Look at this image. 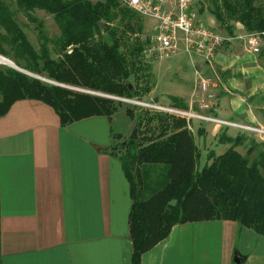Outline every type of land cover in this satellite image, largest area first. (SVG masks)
I'll return each mask as SVG.
<instances>
[{"label": "crops", "instance_id": "1", "mask_svg": "<svg viewBox=\"0 0 264 264\" xmlns=\"http://www.w3.org/2000/svg\"><path fill=\"white\" fill-rule=\"evenodd\" d=\"M149 21L150 35L155 21ZM262 53L237 42L220 47L209 64L187 53L197 85L181 98L185 110L264 128ZM205 75L203 108L196 90ZM144 99L170 107L169 97L160 103L154 87ZM113 118L94 115L62 127L50 105L29 98L14 101L0 116V264H131V198L119 156L109 150L119 133ZM190 124L203 164L210 152L219 155L230 146L218 142L219 134L248 135L198 118ZM246 147L243 142L235 149L244 153ZM234 258L264 264V236L215 219L173 225L141 264H237Z\"/></svg>", "mask_w": 264, "mask_h": 264}, {"label": "trees", "instance_id": "2", "mask_svg": "<svg viewBox=\"0 0 264 264\" xmlns=\"http://www.w3.org/2000/svg\"><path fill=\"white\" fill-rule=\"evenodd\" d=\"M16 2L25 9L33 6L47 9L55 15L61 27L63 52L59 60H53L44 45L39 52L33 49L26 34L0 0V28L5 34L0 33V43L7 40L19 56L27 53L32 58L41 59V70L47 73L48 78L60 84L125 98L138 94L144 98L153 88L151 83L138 93L128 81L133 68L148 71L149 66H144L137 59L129 67L120 51L121 44L114 27L106 31L109 43L90 42L94 32L101 35L99 21H112L114 16L110 9L116 5V0L94 4L86 0ZM223 3L231 14L237 12L227 0H223ZM245 6V11L238 12V21L247 31H264V16L256 12L252 0H245ZM214 17L222 20L218 10L214 11ZM135 28L139 34L141 24H136ZM142 45L140 41L137 43V53H140ZM0 94V116L16 100L38 99L54 109L62 127L94 115L110 119L117 109L110 98L47 85L15 70L0 71ZM170 100L173 107H187L179 97L170 96ZM159 114L155 115L154 125L151 124L152 117L145 122L138 118L136 127L143 125L142 134L120 142L123 152L119 159L131 198L128 213L132 245L130 263L141 264L142 255L165 238L175 224L233 220L264 236V142L253 140L244 132L234 137L219 134L218 142L230 146L219 155L210 152L207 162L198 168L199 151L187 120L176 114ZM126 115L134 118L130 109H126ZM120 137L119 133L112 135L113 139ZM246 141L250 142L244 153L235 149ZM253 152L254 156L250 157ZM147 166H162L165 180L159 187L150 188L142 194L145 182L139 177V168Z\"/></svg>", "mask_w": 264, "mask_h": 264}, {"label": "rangeland", "instance_id": "3", "mask_svg": "<svg viewBox=\"0 0 264 264\" xmlns=\"http://www.w3.org/2000/svg\"><path fill=\"white\" fill-rule=\"evenodd\" d=\"M1 1L8 8L12 18L15 20L18 26L26 34L29 43L36 52H39L44 45L51 59L59 60L61 58L63 52L62 45L60 43L62 39V32L61 27L57 22L58 20L55 18V15L52 12L38 6L25 9V7L18 5L16 0ZM66 1L67 0H62V2ZM86 1L94 4L96 2H103L104 0ZM227 1L231 5V8H235L237 11L236 13L231 14L230 11L224 6L223 0H197L194 5L202 21L214 28L219 34L227 38L225 39L222 47H226L232 42L243 43L244 36L250 32L245 29V26L240 21H238L237 18L238 12L245 11L247 8L245 6V0ZM252 6L256 12L264 16V0H252ZM110 10L112 16H114L112 21H99L98 26L102 31L101 35H97L94 32L90 42L95 43L99 41L109 43L106 31L109 28L114 27L115 32L120 40V51L126 57L129 67H131V62L137 59H140L144 66H149L148 71H144L140 68H133L131 70V75L129 76L128 81L135 86V88L138 90V93H141L145 86H148L152 83L154 85L153 87L156 91V95H159L160 103H168L165 102V99H168V97L170 99V96L186 99V97L191 94V89H193L194 85L196 86L197 83H195L194 80V67H192V64L190 63V61L193 60V57L189 56L183 50L182 42L180 41L174 54L169 57L161 59L157 58L156 56H152L147 59H143L141 55L142 49L150 43L148 34L150 29L148 27L151 21H149L148 18H143L133 13L123 5L122 0H116V5ZM215 10H218L221 13V21L215 19ZM138 23L141 24V32L139 34L135 32V27ZM0 33L5 35L2 28H0ZM4 38H6V36H4ZM262 38H264V36H262ZM139 41L143 45L140 53H137L135 48H137V43ZM0 47L2 51L0 52V55L11 60L19 68L16 69L15 67H12L8 64L0 63V71L5 73L8 70H15L21 74H24L29 79H37L44 84L54 85L53 83L55 81L48 78L47 73L41 70L43 64L41 59L32 58L31 55L27 53H24L23 56H19V53L17 54L15 48L7 40L1 41ZM262 51H264V49H262ZM194 55L196 54H193V56ZM259 57H264V53L260 54ZM25 66H28V68ZM23 70L26 71V73ZM204 77H206V75ZM60 85L74 92L91 91L95 94H101L99 96L110 98L116 103L117 109L113 113L114 118L112 124L113 130L119 132L121 137L113 139L112 144L109 147L110 152L114 155L119 156L120 153L123 152L122 147L120 146L121 141L127 140L132 134H134L135 137L142 134L143 125L139 128L136 127L138 118H142L145 122L148 120V118L152 117L151 124L154 125L156 121L155 115H160L158 111L149 109L148 107H145L143 104L139 103L153 101L151 99L146 100L142 98L140 96L141 94H138L139 96L125 98L109 95L101 91H94L66 84ZM196 94L201 96V91L196 90ZM169 104L170 107H173L171 100ZM126 109H130L132 111L134 116L133 119L126 115ZM191 119L192 118L187 120L189 121V124ZM190 129L191 124L189 130ZM245 132L248 134L249 138L257 142H264V135H259L248 131ZM249 142L246 141V146L249 144ZM254 154L255 152L251 153L250 157H253ZM203 165V161H200V163H198V168H201ZM140 168L139 177L145 182H143L145 184L143 190L145 191L142 190V194L148 192L147 190H150V188L159 187L165 180L164 169L162 166H147L145 168ZM147 184L148 186H146Z\"/></svg>", "mask_w": 264, "mask_h": 264}, {"label": "built area", "instance_id": "4", "mask_svg": "<svg viewBox=\"0 0 264 264\" xmlns=\"http://www.w3.org/2000/svg\"><path fill=\"white\" fill-rule=\"evenodd\" d=\"M196 1L122 0L123 5L136 15L155 21L152 28L153 33L149 35L150 43L141 52L143 59L152 56L161 59L169 57L174 54L181 41L186 53L201 56L208 63L214 60L215 54L227 38L202 21L194 7ZM262 36H264V31L249 32L244 36L243 43L250 52L259 54L264 47ZM208 83L209 78L199 77V91H201V106L203 108L207 107L204 100L206 96L209 97L205 93ZM139 103L154 111L180 115L186 120L198 118L204 121L233 125L243 131L264 135V128L261 127L226 122L215 117L196 114L190 110L163 106L154 101ZM187 126L190 128L188 121Z\"/></svg>", "mask_w": 264, "mask_h": 264}, {"label": "bare ground", "instance_id": "5", "mask_svg": "<svg viewBox=\"0 0 264 264\" xmlns=\"http://www.w3.org/2000/svg\"><path fill=\"white\" fill-rule=\"evenodd\" d=\"M0 63L1 64H8L12 67H15L16 69H19L11 60H9L8 58H5L3 56L0 55ZM24 71V70H23ZM26 73V71H24Z\"/></svg>", "mask_w": 264, "mask_h": 264}, {"label": "water", "instance_id": "6", "mask_svg": "<svg viewBox=\"0 0 264 264\" xmlns=\"http://www.w3.org/2000/svg\"><path fill=\"white\" fill-rule=\"evenodd\" d=\"M53 84H54V85L56 84V85H58V86H62V85H60V83H55V82H54ZM62 87H64V86H62ZM82 92L95 94V93H93V92H91V91H82ZM96 95H101V94H96ZM154 102H157V99H155ZM131 137H135L134 134H132ZM234 262L237 263V264H239V260H238V258H234Z\"/></svg>", "mask_w": 264, "mask_h": 264}]
</instances>
